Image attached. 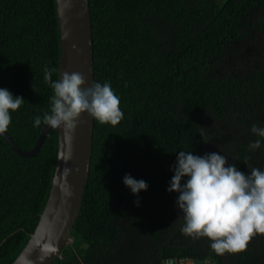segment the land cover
<instances>
[{
	"label": "trees",
	"instance_id": "16d2710c",
	"mask_svg": "<svg viewBox=\"0 0 264 264\" xmlns=\"http://www.w3.org/2000/svg\"><path fill=\"white\" fill-rule=\"evenodd\" d=\"M90 9L95 82L110 83L124 117L95 121L81 213L54 264H264V235L217 255L208 238L182 234L167 191L180 151L264 171V138L251 132L264 128V0H90ZM60 53L56 0H0V88L24 98L7 130L23 151L46 126L34 118L50 111L44 68L58 80ZM57 154V130L32 158L0 135V264H12L34 233ZM127 174L148 189L133 194Z\"/></svg>",
	"mask_w": 264,
	"mask_h": 264
},
{
	"label": "clouds",
	"instance_id": "9594fccd",
	"mask_svg": "<svg viewBox=\"0 0 264 264\" xmlns=\"http://www.w3.org/2000/svg\"><path fill=\"white\" fill-rule=\"evenodd\" d=\"M57 69L45 66L44 79L53 89L50 111L43 119L34 118V126L41 123L52 128L63 127L72 133L82 114L87 113L100 124L118 125L124 117L120 109V98L110 83L94 82L85 86L81 73L64 72L53 81ZM24 98L14 96L7 89L0 88V133L8 130L12 117ZM251 132L264 138V128L256 124ZM250 151L261 147V140L250 142ZM168 192L179 193L176 204L184 217L182 234L192 238L206 237L212 243L210 248L217 255L238 253L247 250L255 235H264V171L252 168L250 173L239 170L235 164H228L226 156L208 153L204 156L180 151L176 154ZM61 158L68 157L61 154ZM65 169V174L68 173ZM188 179L184 181V178ZM123 183L135 195L148 189L144 180L125 175ZM139 206V200L136 201Z\"/></svg>",
	"mask_w": 264,
	"mask_h": 264
},
{
	"label": "water",
	"instance_id": "95a60500",
	"mask_svg": "<svg viewBox=\"0 0 264 264\" xmlns=\"http://www.w3.org/2000/svg\"><path fill=\"white\" fill-rule=\"evenodd\" d=\"M56 9L61 48L59 79L64 72H78L85 78V86H91L95 78L90 0H56ZM94 125L95 120L87 113L82 114L70 134L63 127L46 125L31 151H23L7 131L0 133L19 156L32 158L51 130L58 132L57 161L48 200L34 233L12 264H54L72 241L71 233L81 213L90 174ZM61 154L68 159H62ZM65 169L69 170L67 174ZM167 263L174 264L175 260Z\"/></svg>",
	"mask_w": 264,
	"mask_h": 264
},
{
	"label": "built area",
	"instance_id": "2783aa9c",
	"mask_svg": "<svg viewBox=\"0 0 264 264\" xmlns=\"http://www.w3.org/2000/svg\"><path fill=\"white\" fill-rule=\"evenodd\" d=\"M174 264H195V261L190 260V259H186V260H182V261H175ZM203 264H213L210 261H206Z\"/></svg>",
	"mask_w": 264,
	"mask_h": 264
},
{
	"label": "rangeland",
	"instance_id": "374dc122",
	"mask_svg": "<svg viewBox=\"0 0 264 264\" xmlns=\"http://www.w3.org/2000/svg\"><path fill=\"white\" fill-rule=\"evenodd\" d=\"M232 129H233V127H232ZM233 133L235 134L236 132H233ZM178 195H179V193H177V192H174V193L172 194V201H171V204H172L173 206H176V207H177L176 201H177ZM171 204H170V205H171ZM172 205H171V206H172ZM165 264H169V263H165Z\"/></svg>",
	"mask_w": 264,
	"mask_h": 264
}]
</instances>
